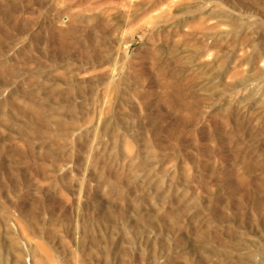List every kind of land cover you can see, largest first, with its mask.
Wrapping results in <instances>:
<instances>
[{
    "label": "rangeland",
    "instance_id": "rangeland-1",
    "mask_svg": "<svg viewBox=\"0 0 264 264\" xmlns=\"http://www.w3.org/2000/svg\"><path fill=\"white\" fill-rule=\"evenodd\" d=\"M0 264H264V0H0Z\"/></svg>",
    "mask_w": 264,
    "mask_h": 264
},
{
    "label": "bare ground",
    "instance_id": "bare-ground-1",
    "mask_svg": "<svg viewBox=\"0 0 264 264\" xmlns=\"http://www.w3.org/2000/svg\"><path fill=\"white\" fill-rule=\"evenodd\" d=\"M182 24H183V23H182ZM185 24H186V23H185ZM182 26H183V25H182ZM67 30H68V29H67ZM67 30H66V31H67ZM68 32H69V31H68ZM68 34H70V33H68ZM60 35H61V34H60ZM64 36H65V34H64ZM59 37H60V36H59ZM62 37H63V36H62ZM63 41H64V40H63ZM117 85H118V84H117Z\"/></svg>",
    "mask_w": 264,
    "mask_h": 264
}]
</instances>
